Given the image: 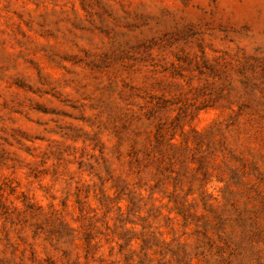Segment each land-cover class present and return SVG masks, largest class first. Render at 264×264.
<instances>
[{
    "label": "rangeland",
    "instance_id": "obj_1",
    "mask_svg": "<svg viewBox=\"0 0 264 264\" xmlns=\"http://www.w3.org/2000/svg\"><path fill=\"white\" fill-rule=\"evenodd\" d=\"M0 264H264V0H0Z\"/></svg>",
    "mask_w": 264,
    "mask_h": 264
}]
</instances>
